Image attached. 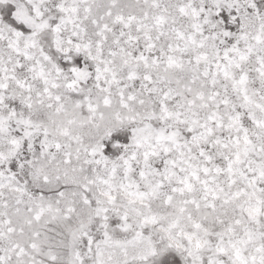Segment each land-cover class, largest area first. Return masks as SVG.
<instances>
[{"label":"snow or ice","instance_id":"1","mask_svg":"<svg viewBox=\"0 0 264 264\" xmlns=\"http://www.w3.org/2000/svg\"><path fill=\"white\" fill-rule=\"evenodd\" d=\"M0 264H264V0H0Z\"/></svg>","mask_w":264,"mask_h":264}]
</instances>
